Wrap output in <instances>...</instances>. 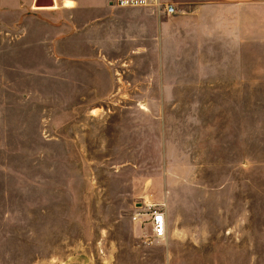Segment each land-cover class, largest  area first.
I'll use <instances>...</instances> for the list:
<instances>
[{
  "label": "rangeland",
  "instance_id": "obj_1",
  "mask_svg": "<svg viewBox=\"0 0 264 264\" xmlns=\"http://www.w3.org/2000/svg\"><path fill=\"white\" fill-rule=\"evenodd\" d=\"M31 2L0 0V264H264V32L248 9L160 16L137 56L123 17L86 35L89 10Z\"/></svg>",
  "mask_w": 264,
  "mask_h": 264
},
{
  "label": "crops",
  "instance_id": "obj_2",
  "mask_svg": "<svg viewBox=\"0 0 264 264\" xmlns=\"http://www.w3.org/2000/svg\"><path fill=\"white\" fill-rule=\"evenodd\" d=\"M36 0H32L31 4L34 10L56 13L59 10L63 11H72L75 9L82 8L84 10H89V14L93 17L92 20H89L91 23L87 26V33H100L98 27L94 26L97 20L109 17V18H119L123 17V19L119 20L120 24L118 25L117 30L120 38L122 39V44L125 47L130 48L132 53L138 54L137 56H141L142 54L139 51H142L144 48L145 42L144 40L151 37L153 39V45H158L157 39L158 34L164 29L166 30L172 23L170 20L161 19L164 16L161 12L156 9L149 8H125L118 7L112 8L107 4V0H44V2H51L52 6L34 7V3ZM70 2V6H65V2ZM163 3H171L175 6L176 10H191V9H199L205 8L210 5H234L240 9H248L252 16H254V21L258 25V29L260 32H264V0H161ZM96 20V21H95ZM123 20V21H122ZM250 24V23H248ZM112 25V26H110ZM108 26H104L102 30L104 32H110L114 29V23ZM113 27V28H112ZM250 26L247 25L246 32L249 33ZM78 34H81L79 32ZM249 35V34H248ZM240 36V35H239ZM249 35V39H250ZM238 38V36H237ZM240 39V38H238ZM108 40L112 41L110 38ZM118 42H113L114 45H118ZM91 45L90 41L88 45ZM117 48V47H116ZM137 48V50H135ZM143 56V55H142ZM165 218V216H164ZM166 224V221H165ZM166 226V225H165ZM166 234V232H165Z\"/></svg>",
  "mask_w": 264,
  "mask_h": 264
},
{
  "label": "built area",
  "instance_id": "obj_3",
  "mask_svg": "<svg viewBox=\"0 0 264 264\" xmlns=\"http://www.w3.org/2000/svg\"><path fill=\"white\" fill-rule=\"evenodd\" d=\"M112 4L117 7L125 8H153L161 12L164 16L172 15L176 13V8L171 3H163L161 0H109ZM150 225L152 226V236L155 239L162 238L165 236L166 226L165 218L162 210L150 211Z\"/></svg>",
  "mask_w": 264,
  "mask_h": 264
},
{
  "label": "water",
  "instance_id": "obj_4",
  "mask_svg": "<svg viewBox=\"0 0 264 264\" xmlns=\"http://www.w3.org/2000/svg\"><path fill=\"white\" fill-rule=\"evenodd\" d=\"M48 7V6H52V3L49 1V2H44V0H36L35 3H34V7L36 8H40V7Z\"/></svg>",
  "mask_w": 264,
  "mask_h": 264
}]
</instances>
